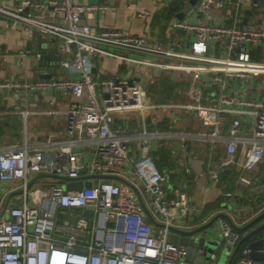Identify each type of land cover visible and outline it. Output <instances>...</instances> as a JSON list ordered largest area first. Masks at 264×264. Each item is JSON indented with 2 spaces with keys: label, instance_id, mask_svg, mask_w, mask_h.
<instances>
[{
  "label": "built area",
  "instance_id": "obj_1",
  "mask_svg": "<svg viewBox=\"0 0 264 264\" xmlns=\"http://www.w3.org/2000/svg\"><path fill=\"white\" fill-rule=\"evenodd\" d=\"M112 1L19 0L14 8L0 6V12L24 30L56 37V57L48 63L75 74L0 82V89L12 90L23 120L29 112L27 96H35L38 90L69 98L64 137L52 158L45 156L41 143L26 139L0 147V183H11L0 190V210L6 194L13 192L0 215V264H185V247L168 239V225H177L180 217L188 215V198L179 187L164 186L166 177L151 156L156 138L175 134L149 128L156 122L153 111L160 106L192 111L202 126L209 127L193 136L222 146L219 168L237 164V155L241 172L254 169L264 159V97L246 98L232 89L230 81L258 77L264 87V60L251 53V47L264 46V26L173 19L171 29H182L190 36L188 48L176 50L170 44L150 42L142 34L95 27L82 19L84 11L104 10ZM227 1L198 0L195 11L209 12ZM219 41L224 44L223 53L210 54ZM28 52L21 49L19 56ZM102 53L128 63L190 71L194 76L200 72L208 82L204 91L192 82L183 91L187 100L182 103L156 104L133 72L92 79V57ZM34 55L40 58L38 52ZM116 117H135L140 130L114 128ZM134 139L139 142L138 155L132 158L128 142ZM39 173L50 174L52 183L29 194ZM209 173L215 180L216 170ZM237 178L248 183L243 175ZM78 180L87 184L66 189ZM139 198L158 224L150 222ZM221 236L233 247L238 242L237 233L225 223ZM247 254L242 247L233 264H264ZM215 258L210 253L208 264Z\"/></svg>",
  "mask_w": 264,
  "mask_h": 264
},
{
  "label": "crops",
  "instance_id": "obj_2",
  "mask_svg": "<svg viewBox=\"0 0 264 264\" xmlns=\"http://www.w3.org/2000/svg\"><path fill=\"white\" fill-rule=\"evenodd\" d=\"M76 1L92 3L95 0ZM171 1L175 0H113L104 10L84 11L82 19L95 27H114L129 33L142 34L150 39V42L164 47L170 44L176 50L188 48L190 36L188 32L182 29L172 30L169 23L173 19H192L195 17L192 20L200 19L227 26L233 23L264 26L262 16L264 0L238 2L228 0L223 6L212 8L209 12L198 11L195 13L197 0L193 5L186 2L173 15L168 14L169 17L165 18L163 16L166 14L162 13V10ZM18 3L19 0H0V6L8 8H14ZM57 44L56 37L41 34L34 29L24 30L22 25L0 12V82L6 80L23 82L50 76H75L74 73L48 63L56 57ZM224 48L222 41L215 42L210 54L219 55L223 53ZM21 49H28L29 52L24 56H19ZM36 52L40 54V58L34 55ZM251 53L255 59L264 60V46L251 47ZM147 57L145 56V58ZM89 72L94 80H103L116 74L129 72L135 73L137 79L140 77V80L141 76L145 77L149 84L155 86V90L152 89V92H148V86H142L150 100L156 104L182 103L187 100L183 91L191 86L192 82L200 88L205 87L208 82L205 80L206 75L200 72L194 76V73L190 71L128 63L122 61L118 56L103 53L92 57ZM167 75H171L170 79L173 81H180L182 87L173 86V90L168 93L166 91L161 92L162 84L159 80ZM232 89H235V85L232 86ZM171 92L182 97L176 99ZM255 94L257 97H264V87L257 88ZM157 96H165L166 99L157 101L156 99H159ZM68 100L67 96H61L58 93L38 90L35 96H27V110L29 112L26 119L23 120L17 110L19 106L12 96V90L0 89V147L18 145L26 139L29 143H41L45 156L52 158L58 146L57 142L64 137V111ZM160 107L168 109L169 113L167 115L163 113L160 116L155 114V121L157 122L161 116H164L171 127L166 129L158 127V130L174 132L175 134L171 137L167 135L156 138L152 142V151L159 144L170 149L171 155H174V161L171 167L163 168L162 173L166 177L164 186L170 187L172 185L167 180L171 174L172 181L180 185L179 188L186 193L191 208L187 216L178 219L180 223L175 220L176 218L172 220L174 223L199 224L207 221L216 212L222 211L227 213L236 224H242L244 220L250 218L260 207L264 206V159L254 169L241 172L237 166L241 162V158L237 155L235 157L237 164H235L236 166L233 165L234 170L237 172V177L243 175L248 179V183H243L236 178L235 183H233V190L224 192L223 186L217 183L218 178L216 177L214 180L209 173L212 170H216L217 173L222 170L218 166L219 161L223 158L222 146L205 144L193 136L201 130L207 131L209 127L202 126L192 111L186 112L173 106ZM116 118L112 122L114 128H118L115 123ZM154 125L149 126V128H156ZM124 127L126 130L120 128L118 130L124 132L140 130L137 119L132 126L124 119ZM244 132L248 133L249 130L244 129ZM128 143L133 146L132 148L129 146L131 149L129 154L130 157L134 158L138 155V139ZM238 151H241V148ZM183 169L184 172L190 173L189 180L180 174ZM10 185L11 183H0V190L2 187L9 188ZM215 223L219 225V220H216ZM221 249L218 250L219 252L217 251L215 261L217 264H229V262L227 263L228 254L226 251L228 248L224 249L226 252L218 258ZM232 251L233 246L229 247L230 254Z\"/></svg>",
  "mask_w": 264,
  "mask_h": 264
},
{
  "label": "water",
  "instance_id": "obj_3",
  "mask_svg": "<svg viewBox=\"0 0 264 264\" xmlns=\"http://www.w3.org/2000/svg\"><path fill=\"white\" fill-rule=\"evenodd\" d=\"M82 170L83 169L80 168L79 171ZM48 175L50 174L39 173L33 178ZM109 177L120 179L118 176ZM85 184H87V182L83 183L82 180L70 182L66 185V189H78ZM18 191H20V189L15 192ZM12 193L13 192H9L6 194L0 210V215L2 214L3 208L6 206L8 198ZM138 201L150 222L155 225L158 224L154 221L140 198ZM216 220H219V225H216ZM222 223H225L233 232L237 233L238 242H242L244 244L243 247L248 249V257L252 259L264 260V206L260 207L259 210L250 216V218L244 220L242 224H236L227 213L219 211L211 216L207 221L199 224L182 222L177 225H168V239L185 247V254L183 256L185 264H208L210 253L213 252L217 255V251L221 248L222 253L227 251L228 263L231 254L227 245L228 241L221 236ZM226 248L228 249L225 251L224 249ZM215 260L216 259L212 261V264H217V261Z\"/></svg>",
  "mask_w": 264,
  "mask_h": 264
},
{
  "label": "trees",
  "instance_id": "obj_4",
  "mask_svg": "<svg viewBox=\"0 0 264 264\" xmlns=\"http://www.w3.org/2000/svg\"><path fill=\"white\" fill-rule=\"evenodd\" d=\"M171 2L170 4H167L162 10V13L166 14L163 16L165 18L169 17L168 14L173 15L175 11L179 10L183 5H185L187 1L175 0L172 3ZM171 77H172L171 75H167V76H163V78L159 80L160 83L162 84L161 92L166 91V93H168L169 91L173 90V86H178V88L182 87L180 81H177V80L173 81L170 79ZM164 97L165 96H160V97L157 96V98H159L160 100L166 99ZM154 127H156L157 129L158 127L160 129H166L168 127H171V124L168 122V120L164 116H161V118L156 122ZM171 153L172 152L170 151V149L166 148L163 144L157 145L156 149L151 151L153 162L160 172H163L165 167L167 168L173 165L174 155H171ZM168 169H171V168H168ZM180 174H182L183 178L189 180L190 173L184 172V169H183L182 171H180ZM170 175L167 177L168 182L172 183V186L180 187V185L172 181L173 179L170 177ZM217 178H218L217 183L223 186V188L225 189L224 192L232 191L234 188L233 183H235V180L237 178V172L234 170L233 164H231L229 167L222 169L221 171H218ZM243 246L244 244L242 242L235 243L232 254L230 255L229 264L235 261V259L238 257L239 252Z\"/></svg>",
  "mask_w": 264,
  "mask_h": 264
},
{
  "label": "rangeland",
  "instance_id": "obj_5",
  "mask_svg": "<svg viewBox=\"0 0 264 264\" xmlns=\"http://www.w3.org/2000/svg\"><path fill=\"white\" fill-rule=\"evenodd\" d=\"M187 1V3L190 5H193L196 3L197 0H185ZM27 9V7H25V10ZM195 13H197L195 11ZM190 17V16H189ZM195 18V17H192V19ZM231 85H235V91H238L240 93H243L246 95V98H257L256 94H255V91H257V88H263V85L260 83L258 77H253L251 79H231ZM140 83L143 85V86H148L147 87V90L148 92H152V89L155 90V86L152 85V84H149L148 83V79L145 78V77H142L141 76V80H140ZM203 91H204V88H202ZM176 99H179V97L181 98L182 96L181 95H176L174 92H171ZM157 101H159L160 99H156ZM3 106V105H2ZM154 114H156L157 116H160V115H163L164 114H168L169 113V110L166 109V108H160V109H155L153 111ZM136 120V118H129L127 121L130 123V126L133 125L134 121ZM246 117H243L242 118V122L243 123H246ZM115 123H116V126L118 128H120L121 130H126L125 127H124V121H123V118H116L115 120ZM112 127V126H111ZM134 144V143H133ZM208 145L209 144H212L211 142L207 143ZM128 145L132 148L133 146L131 144L128 143ZM201 148L202 145H200ZM48 183H52V178L50 176H40V177H37L35 179V181L32 183V186L29 188V191L28 193L31 194L32 192L36 191V190H39V189H42L45 184H48ZM227 245L228 247H232V244L227 242ZM222 254V252L219 253L218 255V258L219 256Z\"/></svg>",
  "mask_w": 264,
  "mask_h": 264
}]
</instances>
